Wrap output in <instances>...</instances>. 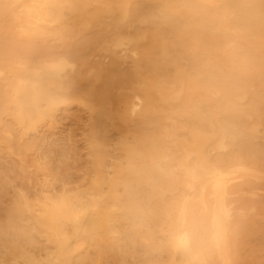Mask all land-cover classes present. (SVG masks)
I'll return each instance as SVG.
<instances>
[{"label":"rangeland","instance_id":"rangeland-1","mask_svg":"<svg viewBox=\"0 0 264 264\" xmlns=\"http://www.w3.org/2000/svg\"><path fill=\"white\" fill-rule=\"evenodd\" d=\"M116 1L0 0V264H264V0Z\"/></svg>","mask_w":264,"mask_h":264},{"label":"bare ground","instance_id":"bare-ground-1","mask_svg":"<svg viewBox=\"0 0 264 264\" xmlns=\"http://www.w3.org/2000/svg\"><path fill=\"white\" fill-rule=\"evenodd\" d=\"M209 3H214L215 2V0H207ZM116 2H119V3H121V5H120V7H119V4L118 5H115V7L117 6V8L118 9H121L122 8V10L123 11H125V13H127L128 11H129V9L131 8L130 7V4H132L133 2H131V0H117ZM67 3V2H66ZM115 3V0H111V5H113ZM107 5H108V3H106ZM103 8V7H102ZM105 8H107V7H104V9ZM109 9V8H108ZM107 10V9H106ZM107 11H109V10H107ZM121 11V10H120ZM104 13V12H103ZM107 13H109V12H107ZM105 14V13H104ZM110 15H108V16H111V13H109ZM117 14H119L118 12H117ZM116 14V15H117ZM122 14V13H121ZM116 15H114V16H116ZM113 16V15H112ZM113 16V17H114ZM117 17H119V16H116V18H113L114 20H117ZM122 17H124L123 15H122ZM122 17H119V18H122ZM111 18V17H110ZM118 18V20L120 21V19ZM126 18V17H125ZM125 18H123L122 20L124 21V19ZM125 20H127V19H125ZM177 21V20H176ZM114 23H115V21H114ZM173 23H175V22H173ZM171 25V24H170ZM173 29V28H172ZM146 38V37H145ZM133 40H134V38H133ZM129 44V43H128ZM136 46V45H135ZM192 51V50H191ZM66 61V60H65ZM67 62V61H66ZM51 64V63H50ZM49 65V64H48ZM50 66H52V68H53V66H55V65H50ZM43 67H46V66H43ZM47 68H50V67H47ZM55 68H56V70H57V68H58V70L57 71H59V70H61V69H59V66L57 65V67L55 66ZM206 68V67H205ZM51 69V68H50ZM33 70H35V69H33ZM46 70H48V69H46ZM55 70V71H56ZM50 71V70H49ZM48 71V74L50 73ZM28 73H30V72H28ZM39 73V72H38ZM52 73V72H51ZM56 73H58V72H56ZM41 74V73H40ZM32 75V74H31ZM35 75V74H34ZM45 75H47V73L45 74ZM11 84V83H10ZM14 86V85H13ZM12 86V87H13ZM219 94V93H218ZM141 105H142V99L139 97V96H134L133 97V100H132V102H131V104H130V106H131V111H132V113L134 114V113H136L139 109H140V107H141ZM113 124V123H112ZM54 133V132H53ZM55 134V133H54ZM53 134V135H54ZM55 136V135H54ZM213 136H215V135H213ZM222 145V144H221ZM221 147L222 146H220V149H221ZM161 160V159H160ZM163 160H165V159H163ZM162 162V161H161ZM156 167H158L159 168V166L157 165ZM238 169L239 168H241V167H237ZM211 169V168H210ZM213 169H215V168H213ZM243 169V168H242ZM217 170V169H216ZM216 170L215 171H213V173L214 174H216ZM240 170V169H239ZM203 171H205L204 169H203ZM220 172H221V170H219ZM217 172V173H219L220 174V172ZM233 171V170H232ZM248 171H251V170H247V172ZM247 172H243V170L241 171V173H247ZM205 173V172H204ZM226 173V172H225ZM228 173H231L232 175L231 176H234L233 174L234 173H232V172H228ZM250 173H254L255 174V172H250ZM206 174V173H205ZM208 174V173H207ZM256 174H258V172H256ZM212 176H214V175H212ZM226 175H224L223 173H221V176L219 177V178H217L216 179V181H214V190H216L215 191V193L217 192V198H216V206L214 207L215 209H214V220H213V229H214V239H215V242L218 244V245H221V247H218V248H221L222 249V254H221V257H222V260H223V263L224 264H231V262H230V255H229V252H228V250H227V245H226V243H227V233L225 232V222L227 221L228 222V218H227V209L225 208L226 206H225V197H226V195H227V193H228V182H227V180H226V177H225ZM229 176V175H228ZM231 176H229L227 179H229ZM261 176V175H260ZM202 177V176H201ZM249 177H251V176H249ZM244 178H246V177H244ZM252 178V177H251ZM233 179V178H232ZM239 180H240V178H238ZM263 179V178H262ZM232 181H234V180H232ZM230 182H231V180H230ZM260 182H262V180H260ZM188 185V184H187ZM203 189V188H202ZM212 189H213V187H212ZM204 191V190H203ZM202 191V192H203ZM214 192V191H213ZM201 196H202V193H201ZM213 197H215L214 195H213ZM202 198V197H201ZM211 198V197H210ZM187 199V198H186ZM185 199V200H186ZM104 200V199H103ZM184 200V202H187V200L185 201ZM202 200V199H201ZM102 201V200H101ZM203 201V200H202ZM205 202V201H204ZM203 202V203H204ZM183 203V202H182ZM203 205V204H202ZM206 207V206H205ZM122 208V207H121ZM183 208H184V210H186V204L184 205L183 204ZM182 208V209H183ZM183 211V210H182ZM184 213V212H183ZM184 214H186V212L184 213ZM184 216V215H183ZM230 216V215H229ZM107 217V216H106ZM231 220V219H230ZM229 220V221H230ZM180 221V220H179ZM179 221H177V222H179ZM182 221V220H181ZM183 222V221H182ZM113 223V222H112ZM116 224V223H115ZM212 223H210V225H211ZM104 227V226H103ZM110 227H111V225H110ZM183 227V226H182ZM113 228V227H112ZM117 232V231H116ZM93 236V235H92ZM95 237V236H94ZM145 238V237H144ZM112 241H113V238L111 239ZM83 241H85V240H83ZM180 243V242H179ZM181 243H182V247L184 248V249H186L185 251L187 252H184V254L186 253V255H189L190 256V254H188V253H190V239H189V237H188V235H185V238L183 239V240H181ZM105 244H107L106 242H105ZM97 245V244H96ZM100 245V244H99ZM104 247H105V245H104ZM110 247V246H109ZM63 252H65V251H63ZM57 253H58V251H57ZM102 255V254H101ZM182 255V254H181ZM51 256V255H50ZM186 257H188V256H186ZM176 259V258H175ZM98 260V259H97ZM177 260V259H176ZM188 260V259H187ZM100 261V260H99ZM178 261V260H177Z\"/></svg>","mask_w":264,"mask_h":264}]
</instances>
